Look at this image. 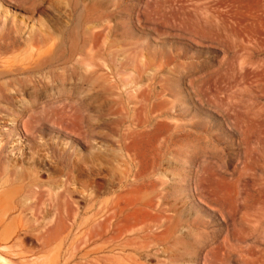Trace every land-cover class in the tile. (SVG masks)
Here are the masks:
<instances>
[{
  "label": "rangeland",
  "instance_id": "rangeland-1",
  "mask_svg": "<svg viewBox=\"0 0 264 264\" xmlns=\"http://www.w3.org/2000/svg\"><path fill=\"white\" fill-rule=\"evenodd\" d=\"M0 38V183L50 212L3 258L264 264V0H0Z\"/></svg>",
  "mask_w": 264,
  "mask_h": 264
},
{
  "label": "bare ground",
  "instance_id": "bare-ground-1",
  "mask_svg": "<svg viewBox=\"0 0 264 264\" xmlns=\"http://www.w3.org/2000/svg\"><path fill=\"white\" fill-rule=\"evenodd\" d=\"M3 35V34H2ZM41 38H43V37H41ZM51 38V37H50ZM1 39V38H0ZM51 39H53V38H51ZM17 40V39H16ZM93 40V39H92ZM10 41V40H9ZM1 42V41H0ZM37 42V41H36ZM8 43V42H7ZM11 43V42H10ZM27 43H28V41H27ZM12 44V43H11ZM33 44V43H32ZM51 44V43H50ZM54 44V43H53ZM18 45H19V42H18ZM36 45V44H35ZM38 45V44H37ZM36 45V46H37ZM56 45H57V43H56ZM32 47H34L33 45H32ZM12 48H13V46H12ZM44 48V47H43ZM93 48V47H92ZM10 49V48H9ZM15 49V48H14ZM39 49V48H38ZM6 50V49H5ZM27 50V49H26ZM12 51V50H11ZM29 51V50H28ZM10 52V51H9ZM39 52V51H38ZM38 52H35V53H38ZM1 54V53H0ZM5 55V54H4ZM7 55V54H6ZM29 55V54H28ZM29 57V56H28ZM95 57H93V59H94ZM99 58V57H98ZM34 59V58H33ZM32 59V60H33ZM28 61H29V59H27ZM31 62V61H30ZM24 64V63H23ZM28 64V63H27ZM30 64V63H29ZM90 64V63H89ZM1 65H2V63H1ZM22 65V64H21ZM25 65H26V63H25ZM88 65V64H87ZM96 65H99V64H97L96 63ZM4 66V65H3ZM16 66V65H15ZM23 66V65H22ZM89 66V65H88ZM18 67V66H17ZM90 67V66H89ZM88 67V68H89ZM14 68V67H13ZM48 68V67H47ZM24 75V74H23ZM17 76V75H16ZM12 77H14V76H12ZM19 77V76H18ZM8 78V77H7ZM11 78V77H10ZM5 79V78H4ZM31 91V90H30ZM8 95V94H7ZM15 95H22V93H21V91L20 90H17V91H15ZM36 95V94H35ZM130 96H131V94H130ZM142 97V96H141ZM62 99V98H61ZM142 100V99H141ZM145 100V99H144ZM59 101V100H58ZM48 102H50V101H48ZM48 102H47V104H48ZM144 102V101H143ZM135 103V102H134ZM53 105V104H52ZM65 105V104H64ZM61 106H63V105H61ZM12 107H14V105L12 106ZM40 107V106H39ZM38 107V108H39ZM46 107H49L50 108V105H48V106H46ZM84 107V106H83ZM40 108H42V107H40ZM58 108H59V106H58ZM72 109H73V107H71ZM36 109V108H35ZM48 109V108H47ZM72 109H70V110H72ZM79 109H82L81 107L79 108ZM145 109V108H144ZM34 110V109H33ZM37 110H39V109H37ZM36 110V111H37ZM41 110V109H40ZM46 110V109H45ZM29 111V110H28ZM28 111H26V112H28ZM35 111V112H36ZM61 111V110H60ZM30 112H32V111H30ZM40 112V111H39ZM5 113V112H4ZM28 114V113H27ZM38 114V113H37ZM56 114V113H55ZM59 114V113H58ZM128 114V113H127ZM29 115V114H28ZM33 116H34V114H32ZM40 116V115H39ZM49 116H51L50 114H49ZM30 117V115L28 116V118ZM32 117V116H31ZM31 117L29 118L30 120H31ZM48 117V116H47ZM36 118V117H35ZM35 118H34V121H36L35 120ZM40 118V117H39ZM43 119V118H42ZM48 119V118H47ZM81 119V118H80ZM137 119V118H136ZM140 119V118H139ZM52 120V119H51ZM141 120H143V119H141ZM19 121H20V119H19ZM31 121H33V120H31ZM21 122V121H20ZM42 122H46V123H48L47 122V120H44V121H42ZM57 122V121H56ZM56 122H54L55 123V125H56ZM82 122V121H81ZM130 122V121H129ZM139 122H140V120H139ZM12 123V122H11ZM28 123H29V121H28ZM27 123V124H28ZM32 123V122H31ZM39 123V122H38ZM38 123H36V124H38ZM53 123V124H54ZM128 123V122H127ZM136 123V122H135ZM15 124V123H14ZM20 124V123H19ZM33 124V123H32ZM32 124H31V128H32ZM40 124H41V122H40ZM49 124V123H48ZM126 124V123H125ZM132 123H130V125H131ZM138 124V123H137ZM136 124V125H137ZM29 125V124H28ZM34 125V124H33ZM78 125H79V123H78ZM80 125H81V123H80ZM129 125V126H130ZM133 125V124H132ZM135 125V124H134ZM133 125V126H134ZM135 125V126H136ZM138 125H140V123L138 124ZM143 125H146V124H143ZM142 125V126H143ZM2 126V125H1ZM52 126H54V125H52ZM124 126V125H123ZM132 126V127H133ZM135 126H134V128H135ZM6 127V126H5ZM25 127H26V125H25ZM33 128H35V125H34V127ZM81 128V127H80ZM83 128V127H82ZM125 128V127H124ZM142 128V127H141ZM12 129V128H11ZM15 129V128H14ZM17 129H19L18 127H17ZM137 129V128H136ZM139 129V128H138ZM83 130V129H82ZM141 130V129H140ZM144 130V129H143ZM13 131V130H12ZM84 131V130H83ZM83 131H79V132H83ZM125 131V130H124ZM142 131V130H141ZM14 132V131H13ZM30 132V131H29ZM85 132V131H84ZM83 132V133H84ZM88 132V131H87ZM130 132V131H129ZM128 131H127V133H129ZM10 133V132H9ZM86 133V132H85ZM126 133V132H125ZM11 134V133H10ZM9 134V135H10ZM87 134V133H86ZM123 134H124V132H123ZM123 134H122V137H123ZM12 135V134H11ZM14 135V134H13ZM12 135V136H13ZM81 135V134H80ZM87 136V135H86ZM126 136V135H125ZM11 137V136H10ZM82 137V136H81ZM120 137V136H119ZM4 138H6V137H4ZM7 139V138H6ZM5 139V140H6ZM85 139V138H84ZM5 140H3V141H5ZM80 140V139H79ZM87 140V139H86ZM8 142V141H7ZM83 142H85V140L83 141ZM131 142H133V140H131ZM121 143V142H120ZM30 146V145H29ZM42 146H43V144H42ZM129 146V145H128ZM132 147H133V145H131ZM1 147V146H0ZM39 147V146H38ZM122 147V146H121ZM43 148V147H42ZM48 148V147H47ZM50 148V147H49ZM7 149V148H6ZM43 149H45V148H43ZM51 149V148H50ZM30 150H32V149H30ZM46 150V149H45ZM44 150V151H45ZM95 150V149H94ZM129 150H130V148H129ZM132 151V150H131ZM137 151V150H136ZM125 153H127V152H125ZM130 153V152H129ZM38 154V153H37ZM42 154V153H41ZM124 154V153H123ZM30 155V154H29ZM43 156H44V154H43ZM125 156H126V154H125ZM130 156H133V155H130ZM40 157V156H39ZM134 157H135V155H134ZM133 157V158H134ZM24 158V157H23ZM42 158V157H41ZM131 158V157H130ZM136 158V157H135ZM17 159V158H16ZM28 160V159H27ZM39 160H42V159H39ZM127 160V159H126ZM14 161V160H13ZM30 161V160H29ZM86 161H87V159H86ZM133 161V160H132ZM31 162H33V161H31ZM76 162V161H75ZM84 162V161H83ZM89 162H90V160H89ZM91 162H92V160H91ZM90 162V163H91ZM36 163V162H35ZM77 163V162H76ZM89 163V164H90ZM97 163V162H96ZM25 164V163H24ZM27 165H28V163H26ZM61 164H63L62 162H61ZM60 164V165H61ZM64 164H65V162H64ZM126 164V163H125ZM127 164H129V162H127ZM130 164H131V162H130ZM136 164H139V163H136ZM78 165V164H77ZM76 165V166H77ZM94 165V164H93ZM96 165V164H95ZM140 165V164H139ZM29 166L31 167L32 165H30L29 164ZM70 166V165H69ZM101 167H102V165H100ZM127 166V165H126ZM132 166H134V165H132ZM137 166V165H136ZM1 167V166H0ZM10 167H13V166H10ZM60 167V166H59ZM81 167V166H80ZM128 167H129V165H128ZM135 167V166H134ZM138 167V166H137ZM15 168V167H14ZM52 168V167H51ZM71 168V167H70ZM131 168V167H130ZM12 169V168H11ZM69 169V168H68ZM76 169V168H75ZM78 169V168H77ZM132 169H134L133 167H132ZM136 169V168H135ZM135 169H134V171H135ZM21 170V169H20ZM48 170V169H47ZM80 170H82V169H80ZM79 170V171H80ZM89 170H92V169H90L89 168ZM94 170H95V168H94ZM98 170H100V169H98ZM137 170V169H136ZM1 171V170H0ZM127 171V170H126ZM71 172V171H70ZM85 172H87V171H85ZM92 172H94V171H92ZM92 172H89V173H92ZM99 172V171H98ZM130 172V171H129ZM137 173H136V177H137V174L139 175V171H136ZM81 173V172H80ZM83 173H84V171H83ZM133 173V172H132ZM132 173H130V175L132 174ZM1 174V173H0ZM82 174V173H81ZM124 174L126 175V173L124 172ZM134 174V173H133ZM90 175V174H89ZM92 175V174H91ZM90 175V176H91ZM129 175V174H128ZM69 176V175H68ZM84 176V175H83ZM9 177V176H8ZM15 177V176H14ZM127 177V176H126ZM67 178H69V177H67ZM5 179H7V178H4V180ZM79 179V178H78ZM135 179V178H134ZM137 179V178H136ZM142 179V178H141ZM143 179H146L145 178V176H144V178ZM14 180H15V178H14ZM29 180V179H28ZM69 180V179H68ZM132 180V179H131ZM139 180V179H138ZM6 181V180H5ZM5 181L4 182H2V183H0V228L2 229L1 230V233H0V241L1 242H5V243H8V242H12V241H14L13 243L14 244H16V243H19V241H21L20 240V236H19V232H21V231H23L24 230V228H25V226L28 224V222H29V219L26 217V214H25V212H30V215L29 216H31V219L33 220V219H37V217H38V215L37 214H35V213H33V210H38V214L41 216V215H43L44 217H45V214L47 213H50V212H48V207L47 208H45L44 206V208H41V209H39L40 207H37V204H38V200L39 199H37V197L35 196L37 193L36 192H27V194H25V195H23L22 193V191L20 190L21 188H22V186H16V187H13V186H10L9 188H5L6 186H8V181L6 182L7 184H5ZM72 181V180H71ZM90 181H92V180H90ZM134 181V180H133ZM28 182V181H27ZM65 182V181H64ZM73 182H75V181H73ZM72 182V183H73ZM62 183H63V181H62ZM69 183V182H68ZM71 183V184H72ZM90 183V182H89ZM91 183H93V181L91 182ZM95 183H97V182H95ZM145 183V182H144ZM18 184V183H17ZM20 184V183H19ZM66 184H67V182H66ZM22 185V184H21ZM24 185V184H23ZM90 185V184H89ZM89 185H86V186H89ZM96 185H98V184H95V186ZM122 185H123V182H122ZM133 185V184H132ZM143 185H146V184H143ZM143 185H139V186H141L142 187V189H144L143 188ZM15 186V185H14ZM63 186V185H62ZM92 186H93V184H92ZM46 187V186H45ZM44 187V188H45ZM50 186H48V188H49ZM63 187H65V186H63ZM66 187H67V185H66ZM98 187H100V185H98ZM98 187H95V188H98ZM135 187H136V184H135ZM47 188V189H48ZM57 188V187H56ZM59 189L61 188V187H58ZM101 188V187H100ZM139 188V187H138ZM51 189V188H50ZM89 189V188H88ZM91 189H93V188H91ZM99 189V188H98ZM97 189V190H98ZM135 189V188H134ZM146 189V188H145ZM20 190V191H19ZM100 190V189H99ZM98 190V191H99ZM128 190V189H127ZM131 190V189H130ZM19 191V192H18ZM42 191V190H41ZM59 191V190H58ZM134 191V190H133ZM126 192V191H125ZM46 192H44V194H45ZM63 193V192H62ZM144 193V192H143ZM115 194H116V192H115ZM120 194H122V193H120ZM134 194V193H133ZM138 194V193H137ZM98 195V194H97ZM116 196V195H115ZM123 197V196H122ZM152 197V196H151ZM44 198H45V195H44ZM51 198V197H50ZM53 198V197H52ZM51 198V201L53 200ZM66 198V197H65ZM69 198V197H68ZM112 198V197H111ZM124 198V197H123ZM45 199H47V198H45ZM48 200H50V199H48ZM56 200V199H55ZM54 200V201H55ZM111 200V199H110ZM47 200H45V202H46ZM65 201V200H64ZM102 201V200H101ZM100 201V202H101ZM105 201V200H104ZM107 201H109V200H107ZM119 201V200H118ZM43 202V201H42ZM49 202V201H48ZM71 202V201H70ZM97 202V201H96ZM155 201H153L152 203H154ZM47 203V202H46ZM54 203V202H53ZM93 203H95L94 201H93ZM102 203H103V201H102ZM114 203V202H113ZM117 203V202H116ZM116 203H115V206H116ZM140 203H142V202H140ZM158 202H156V204H157ZM43 204V203H42ZM41 204V205H42ZM51 204H52V202H51ZM104 204H106V203H104ZM45 205H47V204H45ZM49 206H50V204H48ZM107 205V204H106ZM111 205H113V204H111ZM110 205V206H111ZM121 205H122V202H121ZM162 205V204H161ZM160 205V206H161ZM53 206V205H52ZM72 206H74V205H72ZM93 206V205H92ZM102 206V205H101ZM108 206V205H107ZM91 207V206H90ZM112 207V206H111ZM130 207V206H129ZM151 207H153V206H151ZM150 207V208H151ZM77 208V207H76ZM75 208V209H76ZM92 208V207H91ZM95 208H97V206L95 207ZM99 208V207H98ZM116 208H119V209H121L119 206L118 207H116ZM132 208V207H131ZM155 207H153V209H154ZM50 209V208H49ZM66 209V208H65ZM158 209H161V208H158ZM51 210H53V209H51ZM112 210V209H111ZM123 210V209H122ZM91 211V210H90ZM97 211V210H96ZM103 211H104V209H103ZM109 211V210H108ZM117 210H115V212H116ZM151 212H152V209L150 210ZM153 211H156L155 209L153 210ZM52 212V211H51ZM114 212V211H113ZM172 212H173V210H172ZM177 211H175L174 213H176ZM75 213H76V211H75ZM121 213V212H120ZM104 214V213H103ZM107 214V213H106ZM156 214H157V211H156ZM159 214H161V213H159ZM178 214V213H177ZM180 214V213H179ZM92 215H93V213H92ZM101 215V214H100ZM99 214H97L96 216L98 217V216H100ZM118 215V214H117ZM96 216H94L93 218H95ZM120 216H121V214H120ZM179 216H181V215H179ZM44 217H42V219L44 218ZM50 217H52L53 218V215L52 216H50ZM103 217V216H102ZM107 217V216H106ZM105 217V218H106ZM111 217V216H110ZM79 218V217H78ZM116 218H118V216L116 217ZM152 218H154V216L152 217ZM164 218V217H163ZM112 220H110L111 222H113V218H111ZM177 219L179 220V217L177 216ZM48 221H49V219H47ZM52 220V219H51ZM77 220V219H76ZM108 220V219H107ZM107 220H106V222H107ZM120 221H121V219H119ZM119 220H117V221H119ZM154 220V219H153ZM34 221V220H33ZM43 221H44V219H43ZM92 221V220H91ZM100 221H102V219L100 220ZM100 221H99V224H100ZM117 221H115V223L117 222ZM35 222V221H34ZM41 222V221H40ZM45 222H46V219H45ZM52 222V221H51ZM153 222V221H152ZM156 222V221H155ZM165 222V221H164ZM167 222V221H166ZM170 223H171V221H169ZM53 223V222H52ZM78 223V222H77ZM82 223H83V221H82ZM108 223H109V221H108ZM118 223V222H117ZM151 223V222H150ZM149 223V224H150ZM180 223V222H179ZM39 224V223H38ZM41 224V223H40ZM39 224V225H40ZM45 224V223H44ZM47 224V223H46ZM48 224L50 225V222H48ZM78 224H80V223H78ZM84 224V223H83ZM86 224V223H85ZM112 224V223H111ZM122 224V223H121ZM148 224V225H149ZM187 223H185L184 224V226L186 225ZM54 225V224H53ZM116 225V224H115ZM146 224H144V226H145ZM156 225V224H155ZM163 225H165L164 223H163ZM175 225H176V223H175ZM180 225H182V224H180ZM179 225V226H180ZM52 226V225H51ZM79 226V225H78ZM77 226V227H78ZM84 226V225H83ZM82 226V227H83ZM90 226V225H89ZM94 226H97V225H94ZM102 226V225H101ZM111 225H109V228H112V227H110ZM136 226H138V225H136ZM140 226V225H139ZM150 226V225H149ZM157 226V225H156ZM49 227V226H48ZM98 227H99V225H98ZM97 227V228H98ZM119 227V226H118ZM133 227V226H132ZM87 228H89V227H87ZM102 228V227H101ZM140 228V227H139ZM138 228V229H139ZM145 228V227H144ZM165 228H166V225H165ZM177 228H178V225H177ZM182 228H183V226H182ZM181 228V229H182ZM93 229V231H94V229H96V228H92ZM113 229V228H112ZM111 229V230H112ZM157 229V228H156ZM180 229V228H179ZM179 229H178V232H179ZM186 229H187V227H186ZM26 230V229H25ZM87 230V229H86ZM89 230V229H88ZM98 230H100V229H98ZM104 230H105V228H104ZM118 230H120V229H118ZM124 230V229H123ZM148 230V229H147ZM30 231V230H29ZM65 231V230H64ZM64 231H63V233H64ZM116 231V230H115ZM126 231H127V229H126ZM153 231V230H152ZM151 231V232H152ZM155 231V230H154ZM193 231H194V229H193ZM95 232V231H94ZM94 232H93V234H94ZM102 232V231H101ZM104 232V231H103ZM107 232H109V231H107ZM147 232V231H146ZM145 232V233H146ZM150 232V231H149ZM150 232V233H151ZM176 232V231H175ZM84 233V232H83ZM86 233V232H85ZM97 233V232H96ZM100 232L98 231V234H99ZM111 233V232H110ZM114 233V232H113ZM116 233V232H115ZM149 233V234H150ZM71 234V233H70ZM105 234H106V232H105ZM41 235V234H40ZM78 235V234H77ZM76 235V236H77ZM95 235H97V234H95ZM100 235V234H99ZM110 235V234H109ZM113 235V234H112ZM115 235H117V233L115 234ZM119 235V234H118ZM142 235V234H141ZM147 235V234H146ZM152 235V234H151ZM174 235H175V233H174ZM75 236V237H76ZM106 236H108V235H106ZM123 236H125V233L123 234ZM139 236V235H138ZM69 237H70V235H69ZM78 237H81V233H80V236H78ZM111 237V236H110ZM115 237V236H114ZM118 237V236H117ZM121 236L119 235V237L118 238H120ZM133 237V236H132ZM66 238V237H65ZM89 238H91V237H89ZM89 238H87V239H89ZM104 238V237H103ZM106 238V237H105ZM118 238H116V239H118ZM126 238H128L127 236H126ZM130 238V237H129ZM73 239H74V237H73ZM76 239L78 240L79 238H77L76 237ZM101 239H102V237H101ZM121 239H122V237H121ZM125 239V238H124ZM146 239V238H145ZM152 239H154V238H152ZM70 240V239H69ZM76 240V241H77ZM91 240H92V238H91ZM106 240V239H105ZM114 240V239H113ZM156 240V239H155ZM155 240H154V242H153V244L154 243H156L155 242ZM66 241H68V240H66ZM109 241H111V240H109ZM128 241V240H127ZM132 241V240H131ZM133 241H134V237H133ZM152 241V240H151ZM31 242V240H29V243ZM70 242V241H69ZM149 242V240H147V243ZM34 243V242H33ZM60 243H62V242H60ZM97 243H98V241H97ZM116 243V242H115ZM114 243V244H115ZM150 243V242H149ZM148 243V244H149ZM66 244V243H65ZM96 244V243H95ZM101 244V243H100ZM103 244V243H102ZM101 244V245H102ZM120 244H122V241H121V243ZM150 244H152V243H150ZM73 245V244H72ZM79 245V244H78ZM86 245V244H85ZM94 245V244H93ZM97 245V244H96ZM100 245V246H101ZM106 245V244H105ZM110 245V244H109ZM143 246L145 245V244H142ZM54 246V245H53ZM84 246V245H83ZM89 246H91V245H89ZM108 246V245H107ZM124 246V245H123ZM132 246V245H131ZM135 246V245H134ZM142 246V247H143ZM146 246V245H145ZM152 246V245H151ZM151 246H149V248L151 247ZM57 247V246H56ZM94 247V246H93ZM99 247V246H98ZM129 247V246H128ZM136 247H137V245H136ZM2 248H6V246L4 245V246H2ZM22 248V247H21ZM67 248V247H66ZM138 248H141V246L140 247H138ZM87 249H88V247H87ZM99 249V248H98ZM137 249V248H136ZM75 249H73V251H74ZM107 250V249H106ZM140 250V249H139ZM138 250V251H139ZM205 250H207V249H205ZM37 251V250H36ZM57 251V250H56ZM82 251V250H81ZM85 251H86V249H85ZM84 251V252H85ZM90 251V250H89ZM93 251V250H92ZM95 251V250H94ZM120 251V250H119ZM130 251V250H129ZM128 251V252H129ZM141 251H142V249H141ZM148 251V250H147ZM121 252V251H120ZM119 252V253H120ZM145 252H146V250H145ZM150 252V251H149ZM82 253V252H81ZM126 253V252H125ZM77 254H79V253H77ZM101 254V253H100ZM103 254V253H102ZM111 254V253H110ZM135 254H137V253H135ZM146 254V253H145ZM149 254V253H148ZM79 255H81V254H79ZM78 255V256H79ZM89 255V254H88ZM94 255V254H93ZM114 255H115V253H114ZM121 255V254H120ZM128 255V254H127ZM149 255H151V254H149ZM14 256H15V254H14ZM42 256V255H41ZM77 256V257H78ZM129 256V255H128ZM127 256V258H130V260H131V258L132 257H128ZM148 256V255H147ZM29 257V256H28ZM81 257V256H80ZM88 257V256H87ZM86 257V258H87ZM90 257V256H89ZM120 257H122V256H120ZM120 257H118V258H120ZM136 257V256H135ZM24 258V257H23ZM26 258V257H25ZM75 258V257H74ZM96 258V257H95ZM102 258H104V257H102ZM111 258H113V257H111ZM118 258H116V262H119V261H117V259ZM123 258V257H122ZM122 258H120V259H122ZM148 258H150V256L148 257ZM70 259V258H69ZM68 259V260H69ZM106 259V258H105ZM79 260V259H78ZM84 260V259H83ZM96 260V259H95ZM115 261V257H114V259H112L111 261ZM123 260V262H124V259H122ZM121 260V261H122ZM148 260V259H147ZM0 261L1 262H4L5 264H11L9 261H7L5 258H3L2 256H1V254H0ZM24 261V260H23ZM73 261V260H72ZM71 261V262H72ZM76 261V260H75ZM86 261H89V260H87L86 259ZM101 261V260H100ZM113 261V262H114ZM125 261H126V258H125ZM134 260H132V262H133ZM107 262V261H106ZM113 262H111L112 264H113ZM127 262V261H126ZM125 262V263H126ZM86 263H88V262H86ZM86 263H84V264H86ZM90 263V262H89ZM92 263H93V261H92ZM91 263V264H92ZM98 263V262H97ZM102 263V262H101ZM108 264H109V262H107ZM131 263V262H130ZM161 263V262H160ZM70 264V263H69ZM94 264H96V263H94ZM103 264V263H102ZM105 264V263H104ZM116 264V263H115ZM123 264V263H122ZM137 264V263H136Z\"/></svg>",
  "mask_w": 264,
  "mask_h": 264
}]
</instances>
